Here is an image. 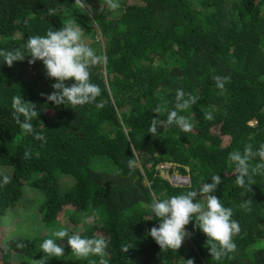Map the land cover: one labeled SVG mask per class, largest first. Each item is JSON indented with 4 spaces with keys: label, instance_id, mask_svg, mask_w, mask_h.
Listing matches in <instances>:
<instances>
[{
    "label": "trees",
    "instance_id": "16d2710c",
    "mask_svg": "<svg viewBox=\"0 0 264 264\" xmlns=\"http://www.w3.org/2000/svg\"><path fill=\"white\" fill-rule=\"evenodd\" d=\"M88 1L97 7L89 11ZM114 2L119 3L115 10L107 0H0V50L23 49L29 36L45 35L71 18L87 29L84 38L93 39L88 45L107 57L106 64L90 70L91 81L102 90L97 102L104 106L74 109L41 95L50 94L56 82L47 77L42 61L29 64L26 56L9 67L0 56V181L6 174L10 178L0 186V214L16 205L23 191L38 190L41 220L51 226L64 205H73L65 211L64 228L82 238L109 239V264H179L188 259L194 264H264V175H256L252 192L241 195L235 165L227 160L246 144L255 149L264 143V0ZM49 8L55 15H48ZM217 75L231 78L224 95L216 88ZM65 83L70 86L74 79ZM178 88L199 97L181 113L193 130L161 126L153 137L148 128L158 115L155 107L163 99L173 109ZM15 95L36 105L38 117L32 123L45 142L16 123L11 106ZM208 112L212 120L204 118ZM160 115L165 119L167 112ZM224 134L229 140H223ZM26 150L31 152L27 160ZM129 159L138 161L135 170L128 168ZM161 162H167V177L158 167ZM258 162L259 157L252 161ZM174 171L187 173L189 182L174 183ZM213 174L222 177L214 194L233 209L232 219L241 226L234 237L237 251L212 259L195 216L185 226L191 233L183 241L186 250L183 244L178 250L161 249L147 234L159 224L151 203L188 191L198 193L194 203H203L199 190ZM248 199L250 207H241ZM47 238L11 237L2 246L1 261L14 264L10 253L15 251L32 256L16 264H36L45 256L40 244ZM17 242L26 247L17 248ZM60 242L66 245L64 256L49 257L45 264H99L98 256L78 259L66 238Z\"/></svg>",
    "mask_w": 264,
    "mask_h": 264
},
{
    "label": "clouds",
    "instance_id": "9594fccd",
    "mask_svg": "<svg viewBox=\"0 0 264 264\" xmlns=\"http://www.w3.org/2000/svg\"><path fill=\"white\" fill-rule=\"evenodd\" d=\"M76 2L79 3L80 0ZM107 5L112 10L119 7V3L114 0H107ZM48 15H55V9L49 8ZM0 56H3V61L9 67L14 61H24L26 56L31 57L28 60L29 64H34L37 60L42 61L47 77L54 78L56 82L51 85L54 90L50 94L41 93V95H46L47 100L56 106L66 103L74 109L76 106L86 104H95L96 108L104 106L102 102H97V97L101 95L102 90L98 84L91 81L90 70L97 65L106 64L107 57L102 53L97 54L96 50L84 42L81 29L71 18L66 19L64 26L59 29L49 28L45 35L29 36L23 49L0 50ZM70 79H74V83L67 86L65 82ZM213 79L219 94L224 95L227 91L225 85L231 78L217 75ZM198 100V96L185 92L183 88L176 90L173 109L168 110V101L161 99V103L154 109L158 115L151 119L148 133L157 137L161 126L169 128L173 125L182 132H191L192 122L181 113L192 108ZM11 106L14 110V119L20 128L25 133L31 134L34 139L45 142L44 134L36 131L32 123L38 117L36 105L31 101H25L21 95H15L12 97ZM163 112H167L165 119L160 118ZM204 118L212 120L213 115L208 112ZM256 157H259L260 162L253 164L252 161ZM23 158L30 159L31 152L26 150ZM227 160L235 165V186L243 190L241 195L252 192V185L255 184L254 177L264 175V143L255 149L252 144H246L242 152L231 151ZM127 164L130 170L138 167L136 159H129ZM174 175L175 173L172 176ZM8 183L10 178L4 175L0 186ZM221 183L222 177L219 174L211 175V182H205L199 190L205 196L203 203L193 202L198 195L196 191L154 200L150 205V211L155 218H159V224L152 226L147 234L154 238L161 249L178 250L186 237L191 236L185 226L195 216L196 227L208 237L206 244L210 246L212 259L220 261L228 257L230 253H235L237 244L234 242V237L241 232V226L238 221L232 219L233 209L224 206L222 199L214 194ZM251 202V199L245 200L241 207H250ZM87 222L85 219V223ZM65 238L67 246L78 259H86L92 255L99 257V264H109V259L106 258L109 239L104 236L82 238L80 234H70L66 228L54 231L50 238L43 240L40 250L45 253V256L36 260V264H45L49 257L64 256L66 245L60 241ZM16 247L22 249L26 247V244L17 242ZM127 250L128 246H122V251L127 252ZM92 264L96 262L92 261ZM186 264H194V260L188 259Z\"/></svg>",
    "mask_w": 264,
    "mask_h": 264
},
{
    "label": "rangeland",
    "instance_id": "374dc122",
    "mask_svg": "<svg viewBox=\"0 0 264 264\" xmlns=\"http://www.w3.org/2000/svg\"><path fill=\"white\" fill-rule=\"evenodd\" d=\"M87 8L89 11H92L97 7V3L94 1H88L86 3ZM264 10V9H263ZM83 33V27H79ZM97 27L93 24V28L95 32V36H100V33ZM84 30H87L86 28ZM85 34L83 33V40L86 44H91L92 38L85 39ZM99 38V37H98ZM255 122L254 119L249 120L250 124H253ZM216 127L213 128V131H216ZM223 140L226 141L229 140L228 135H222ZM167 162H161L158 164V167L160 168L162 174L164 176H168V171L165 169L167 167ZM2 168L6 169L2 166ZM3 172V169L0 168V173ZM177 175L179 172L174 171L173 174ZM8 176V174H6ZM170 175V174H169ZM174 176H171V180L174 183H180L177 182V180L173 179ZM189 182V181H188ZM42 194L40 191L32 189H28L23 191L22 193V199L16 203V205H13L11 209H7L3 214H0V253L2 251V246H4L11 237H33L36 235L39 236H47L51 237L52 233L56 230L64 228V223L67 224V212L66 210L73 207V205H64L63 207H67L65 211L62 209V213L58 214L57 220L51 225L45 224L41 218H40V201L42 199ZM187 243V242H186ZM182 249L186 250L185 247L186 244L182 243ZM186 252V251H185ZM185 252L183 254H185ZM11 261L12 263L16 264L20 259L25 260H31L32 256L25 255L23 252H15L12 251L11 253ZM1 257V256H0ZM0 264H3L0 258ZM179 264H186L185 260H180Z\"/></svg>",
    "mask_w": 264,
    "mask_h": 264
},
{
    "label": "water",
    "instance_id": "95a60500",
    "mask_svg": "<svg viewBox=\"0 0 264 264\" xmlns=\"http://www.w3.org/2000/svg\"><path fill=\"white\" fill-rule=\"evenodd\" d=\"M174 179L177 180V182L186 183L189 181V175L187 173L177 174V175H174Z\"/></svg>",
    "mask_w": 264,
    "mask_h": 264
}]
</instances>
